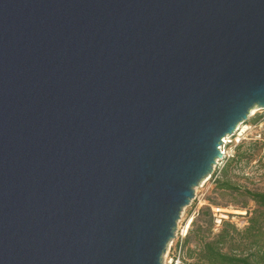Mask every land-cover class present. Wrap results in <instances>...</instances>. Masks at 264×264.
I'll return each mask as SVG.
<instances>
[{"label": "water", "instance_id": "1", "mask_svg": "<svg viewBox=\"0 0 264 264\" xmlns=\"http://www.w3.org/2000/svg\"><path fill=\"white\" fill-rule=\"evenodd\" d=\"M253 108L264 0H0V264H163Z\"/></svg>", "mask_w": 264, "mask_h": 264}, {"label": "rangeland", "instance_id": "2", "mask_svg": "<svg viewBox=\"0 0 264 264\" xmlns=\"http://www.w3.org/2000/svg\"><path fill=\"white\" fill-rule=\"evenodd\" d=\"M251 112L245 121L246 124L253 125L264 116V110H257L252 115ZM244 135L247 139L236 146L234 156L226 162H220L216 169L194 188L193 198L181 210L174 237L169 243L174 239L175 246V235H178L177 245L181 246L184 264H207L199 259L200 249L204 242L215 239V234L223 227V220L236 227L237 232L232 240L234 246L239 245V249H244V252L264 253V207L259 206L248 194L264 192V135L260 136L256 143L248 139L255 135L254 128L248 129ZM217 180L228 187H221ZM202 207H209L211 221L208 215L197 217ZM216 209H220V212ZM221 214L226 217H219ZM195 217L197 219L193 222ZM187 225V232L181 238L180 233ZM198 226L201 230H198ZM187 235L189 240L185 242ZM230 247V243L226 242L223 251L232 252ZM166 251L167 248L162 255L163 264H168Z\"/></svg>", "mask_w": 264, "mask_h": 264}, {"label": "trees", "instance_id": "3", "mask_svg": "<svg viewBox=\"0 0 264 264\" xmlns=\"http://www.w3.org/2000/svg\"><path fill=\"white\" fill-rule=\"evenodd\" d=\"M257 141L258 140H255L254 143ZM240 157H242V155H240ZM217 182L221 184V187H228L227 184L220 183V180H217ZM248 194L259 206L264 207V192H249ZM200 215H208L210 221L212 220L209 207H202L197 213V217ZM197 217L193 219V222ZM222 225L223 227L215 234V239L204 242L200 249V260H204L207 264H264V253L244 252V249H239V245H233L235 244L232 243L234 238L233 235L237 232L233 224L223 220ZM229 229H231V231H229ZM198 230H201L200 226H198ZM198 232L199 231H197V234ZM188 240L189 235L185 238V242ZM226 242L230 243V248L232 250L230 253L223 251Z\"/></svg>", "mask_w": 264, "mask_h": 264}, {"label": "built area", "instance_id": "4", "mask_svg": "<svg viewBox=\"0 0 264 264\" xmlns=\"http://www.w3.org/2000/svg\"><path fill=\"white\" fill-rule=\"evenodd\" d=\"M258 110L262 111L264 110V108ZM244 126H247L248 129H255V135L248 138L249 140L255 141L258 138H261L260 136L264 135V116H262L253 125L246 124L245 122L238 124L233 133L227 134L221 139V143L217 146L219 152L221 153V157L216 159V164L213 166V171L220 164V162H226L227 160L232 158L234 156L236 146L243 140L247 139V137L244 135L247 131H242ZM185 233L186 232H184L183 230L182 233H180V237H184ZM178 238V235H175V246L173 244L174 239L167 246L166 255L169 257L168 264H184L181 257V246L177 245Z\"/></svg>", "mask_w": 264, "mask_h": 264}, {"label": "bare ground", "instance_id": "5", "mask_svg": "<svg viewBox=\"0 0 264 264\" xmlns=\"http://www.w3.org/2000/svg\"><path fill=\"white\" fill-rule=\"evenodd\" d=\"M257 110H258V108H253V110L251 109V111H252V112L250 111L251 112V115L254 114ZM247 129H248V127L247 126L246 127L244 126L242 131H247ZM216 211H219L220 212V209H216ZM223 216L226 217V215H224V214L219 215V217H223ZM187 228H188V225L184 228V230H185L184 232H187Z\"/></svg>", "mask_w": 264, "mask_h": 264}]
</instances>
